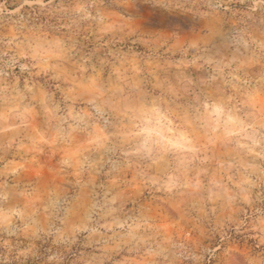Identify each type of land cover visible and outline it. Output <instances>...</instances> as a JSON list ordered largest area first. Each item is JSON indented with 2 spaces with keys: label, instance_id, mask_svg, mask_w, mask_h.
<instances>
[{
  "label": "clouds",
  "instance_id": "9594fccd",
  "mask_svg": "<svg viewBox=\"0 0 264 264\" xmlns=\"http://www.w3.org/2000/svg\"><path fill=\"white\" fill-rule=\"evenodd\" d=\"M36 3L0 30V264H264V0Z\"/></svg>",
  "mask_w": 264,
  "mask_h": 264
},
{
  "label": "rangeland",
  "instance_id": "374dc122",
  "mask_svg": "<svg viewBox=\"0 0 264 264\" xmlns=\"http://www.w3.org/2000/svg\"><path fill=\"white\" fill-rule=\"evenodd\" d=\"M38 7L36 0H0V30L3 32L11 31L14 27H18L23 24L39 23L37 19ZM92 47V45H88ZM137 51L139 49L137 48ZM92 62L95 63V56L92 57ZM87 63V61H86ZM167 123V134L165 135V124ZM107 124V120L104 121ZM175 121L171 120V117H167L162 112L150 114L145 121V127L140 129V135L142 137L160 138L166 145H171L177 149L184 148L190 141L185 131L177 129ZM210 127V125H209ZM228 131L235 135H244L246 130L241 129L239 126H233ZM130 178V177H129ZM157 197L159 193L156 194ZM136 203H142L147 206L157 209V204L153 202L151 195L145 191L141 196L135 198ZM134 203L127 204L128 208H132ZM159 210V209H157ZM167 212L171 216H175L176 213L172 209H167ZM163 214V213H162ZM166 223V221H164ZM235 240L243 241L239 236L232 237ZM205 247L209 249H218L221 246L220 236L218 234L209 233L202 241ZM209 264H212L211 258H209Z\"/></svg>",
  "mask_w": 264,
  "mask_h": 264
}]
</instances>
